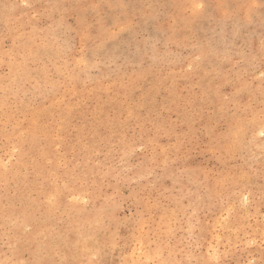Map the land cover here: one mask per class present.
Masks as SVG:
<instances>
[{"label":"rangeland","instance_id":"374dc122","mask_svg":"<svg viewBox=\"0 0 264 264\" xmlns=\"http://www.w3.org/2000/svg\"><path fill=\"white\" fill-rule=\"evenodd\" d=\"M264 0H0V264H264Z\"/></svg>","mask_w":264,"mask_h":264},{"label":"snow or ice","instance_id":"6c2138e0","mask_svg":"<svg viewBox=\"0 0 264 264\" xmlns=\"http://www.w3.org/2000/svg\"><path fill=\"white\" fill-rule=\"evenodd\" d=\"M261 135H264V133H261Z\"/></svg>","mask_w":264,"mask_h":264}]
</instances>
